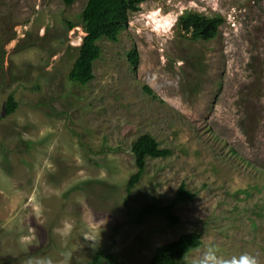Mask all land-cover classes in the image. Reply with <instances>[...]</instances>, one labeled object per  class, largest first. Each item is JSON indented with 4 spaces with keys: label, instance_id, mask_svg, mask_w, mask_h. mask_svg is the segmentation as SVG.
<instances>
[{
    "label": "rangeland",
    "instance_id": "1",
    "mask_svg": "<svg viewBox=\"0 0 264 264\" xmlns=\"http://www.w3.org/2000/svg\"><path fill=\"white\" fill-rule=\"evenodd\" d=\"M86 3L0 0V264H91L100 250L147 264L188 232L202 245L181 264L209 249L264 264V0H146L117 41L99 40L81 85L69 73ZM187 12L220 15L218 35L192 38ZM144 133L172 153L147 157L129 193ZM183 182L195 197L176 205L177 225L139 219Z\"/></svg>",
    "mask_w": 264,
    "mask_h": 264
},
{
    "label": "trees",
    "instance_id": "2",
    "mask_svg": "<svg viewBox=\"0 0 264 264\" xmlns=\"http://www.w3.org/2000/svg\"><path fill=\"white\" fill-rule=\"evenodd\" d=\"M64 1L70 5L75 0ZM144 1L146 0H87L81 12L86 35L69 73L72 81L86 85L95 78L94 63L102 54L99 40L107 38L117 41L121 31L128 26L130 14L139 11L141 3ZM222 22L223 18L220 15L206 16L195 12H187L179 18V25L182 30L190 33L194 39L205 41L212 40L218 35L219 26ZM128 59L136 68L139 63L137 49L134 48L128 52ZM144 88L153 94L148 86ZM17 105L14 95L10 94L6 103V114L15 112ZM131 149L137 169L128 179L127 189L129 193L141 179L146 168L147 157H166L172 153L170 148L161 147L156 138L149 133H144L134 140ZM194 197L195 193L187 189L183 182L168 204H146L141 209L139 219L142 220L145 215L154 213L164 216L171 225H177L180 222V216L174 211L176 205L183 201L192 200ZM200 245H202L200 233L182 234L177 239L156 247L147 264H181L180 261L184 256ZM101 260H106L109 264H128L116 254L101 250L98 251L91 264H98Z\"/></svg>",
    "mask_w": 264,
    "mask_h": 264
},
{
    "label": "clouds",
    "instance_id": "3",
    "mask_svg": "<svg viewBox=\"0 0 264 264\" xmlns=\"http://www.w3.org/2000/svg\"><path fill=\"white\" fill-rule=\"evenodd\" d=\"M69 227H70L69 225L65 224L66 229ZM61 234L67 235V232H63ZM21 242L30 243L31 241L27 240V238L25 237H21ZM47 264H53V262L49 260ZM193 264H259V262H258L257 257L252 256L250 254H243L238 258L232 257L231 259H224L222 257L217 256L215 250L209 249L208 251L204 253L203 257L199 259V261H193Z\"/></svg>",
    "mask_w": 264,
    "mask_h": 264
}]
</instances>
